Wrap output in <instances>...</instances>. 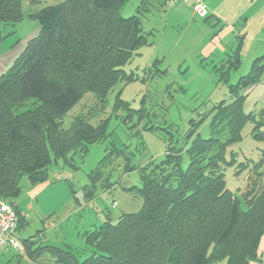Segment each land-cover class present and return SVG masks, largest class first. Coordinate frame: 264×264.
<instances>
[{
  "label": "trees",
  "instance_id": "obj_1",
  "mask_svg": "<svg viewBox=\"0 0 264 264\" xmlns=\"http://www.w3.org/2000/svg\"><path fill=\"white\" fill-rule=\"evenodd\" d=\"M128 0H62L28 14L39 25L38 33L27 41L21 53L0 74V196L11 203L20 194L21 177L32 185L48 180V168L73 156L83 157L90 145L106 140L109 118L95 120L103 112L109 92L118 84L135 81L123 68L147 44L149 33L142 30V17L121 16ZM137 11H141V6ZM165 1L156 0L157 7ZM166 7V6H165ZM21 0H0V23L14 26L25 17ZM145 8V7H144ZM156 8V7H155ZM158 10V9H156ZM146 9V12H149ZM208 17V16H207ZM203 18L208 20V18ZM239 40V39H238ZM241 40L225 62L213 64L199 60L219 84L227 85L230 101L213 104L210 111L190 119L184 142L178 146L170 136L160 162L142 167L125 164L126 172L137 171L138 186L125 188L141 199L135 212L124 213L116 221L105 220L99 227L81 235L90 256L79 262L76 253L65 248L20 241L24 255L36 263L47 256L52 264H250L260 262L258 244L264 235V148L252 169L253 185L241 196L226 188L224 169L226 148L241 140V128L252 122V137L264 143V112L243 111L240 90L264 78V55L250 63L246 75L229 84L230 72L239 68ZM93 94L94 107L76 115L64 128V116L84 95ZM114 99L113 111L128 108ZM208 120L210 137L196 132ZM189 158L182 169V155ZM234 152L230 156L234 162ZM237 155V154H236ZM107 157V156H106ZM104 158L87 176L84 201L108 191L114 184L101 171ZM235 174L245 170L239 165ZM244 201L245 209L241 206ZM16 210V209H15ZM18 228L24 217L16 210ZM17 228V229H18ZM19 230V229H18ZM37 264V263H36Z\"/></svg>",
  "mask_w": 264,
  "mask_h": 264
},
{
  "label": "rangeland",
  "instance_id": "obj_2",
  "mask_svg": "<svg viewBox=\"0 0 264 264\" xmlns=\"http://www.w3.org/2000/svg\"><path fill=\"white\" fill-rule=\"evenodd\" d=\"M61 1L21 0V9L26 18L14 26L0 23V46L5 41L14 44L16 40L28 37L32 30L39 27L35 19L27 17L28 14ZM155 2L156 0H147L138 12L142 0H128L121 10L123 18L133 15L142 17V30L146 33L149 29L152 31L147 44L142 46L138 54L134 55L123 68L128 73L132 72L135 81L126 85L118 83L106 95L104 111L98 112L91 121L92 123L95 120L109 118L110 136L102 142L90 145L83 157L77 154L69 155L73 156L69 162L73 166L63 163V160L52 163L48 168V180L44 183L32 185L26 177H21L20 194L11 200L13 204L20 202L23 210L21 216L25 214L24 222L18 228L21 241L34 236L36 247L39 245L40 237L44 236L49 245L70 247L78 256L79 262L90 256L89 247L80 234L99 227L107 219L111 222L116 221L120 215L135 212L141 206L139 196L125 190L130 186L139 187L140 174L135 170L126 172L125 164L142 167L149 161L160 162L164 157L165 142L170 136H173L177 140L176 145L180 146L190 127V119L199 120L198 118L210 111L213 104L233 99L234 95L229 93L225 84H219L212 96L198 93L197 87L204 86L205 89L206 82L200 78L196 80V74L192 72L194 66H189L186 75L177 71L176 66L183 58L178 57L177 52L182 54V50H185L183 47L187 45L191 30L174 27L169 22L170 18L166 23L163 15L169 9L157 7ZM146 9L150 11L146 12ZM194 20L202 22L197 16ZM174 45H178L176 52L172 50ZM163 53L168 56L166 62L161 61ZM248 69L241 66L238 71L232 72L229 84H235L238 77L245 75ZM263 89L264 85L258 83L240 90L237 94L244 96L243 111L246 114H256V120H259L258 115L264 110ZM119 90L120 98L128 102V108L133 112L122 108L113 111L114 95ZM93 98L91 93L84 95L64 116L62 126L68 128L76 115L86 114L93 109ZM253 127L252 122H247L241 128V140L226 148L225 160L232 163L223 168L224 182L226 188L240 199L254 183L256 176L252 169L258 162L260 149L264 148L263 142L252 137ZM209 130V122L206 119L196 132L201 138L207 139L210 137ZM231 152L235 153L234 162L230 156ZM105 157L107 159L101 174L107 176L109 182L114 185L109 191L98 188L95 198L89 202L84 201L82 187L89 184L87 174ZM180 158L182 169H187L189 158L185 154ZM239 165L245 166L246 169L235 174L237 170L239 171L237 169ZM262 180L264 175L259 181ZM37 193L38 197H35ZM113 202H116L115 206ZM28 204L31 205L29 208ZM244 206V201H241L240 207L245 209ZM24 254H21V259L12 261L10 253H0V264H33Z\"/></svg>",
  "mask_w": 264,
  "mask_h": 264
},
{
  "label": "crops",
  "instance_id": "obj_3",
  "mask_svg": "<svg viewBox=\"0 0 264 264\" xmlns=\"http://www.w3.org/2000/svg\"><path fill=\"white\" fill-rule=\"evenodd\" d=\"M203 2L208 10V20L206 21L200 18L202 22L194 20L196 15H193L190 4L180 3L173 8H166L163 6L162 9H169L165 15H163L166 23L168 22V18H170L169 22L174 27H182L183 29L191 30L187 45L183 47L186 52L184 49L182 50V54L177 52L178 57H183L180 59L178 66H176L177 71L186 75L189 72V66H194L192 72L196 74V80L200 78L206 82V88L204 89V86L197 87V92L206 96H212L217 90L219 83L216 77L209 71L210 67H202L199 60L203 59L205 63L212 62L213 64L225 62L232 56L238 41L241 40L239 68L241 66L243 69L250 68V63H252L253 60L264 55V0H203ZM157 12L160 11L157 10ZM38 31L39 27H36L28 37L26 36L24 39L20 38L16 40L14 44L10 41L1 43V75L13 62L12 60L21 53L27 41L34 37ZM151 31L152 29H149L147 33L150 34ZM177 46L178 45L173 46V52H176L175 49H177ZM161 61H168V56L165 55V53L162 54ZM184 65L185 67H183ZM238 69L235 71H238ZM166 71L167 69L165 72ZM232 72L234 71L230 72V76ZM260 83L264 85V78ZM261 112L263 114L264 110ZM34 189L35 188L32 190L34 191ZM32 190H30V194ZM35 197H38V193ZM18 204H13V206L20 214H23V210L20 204ZM30 206L29 204L27 205L28 208ZM23 216H25V214ZM43 237H40V239L38 238V242L48 244L49 241H47L45 237L43 239ZM31 242L36 243V239H32ZM258 246V255L261 261L251 262L250 264H264V235ZM31 247L34 248V246ZM22 253H24V250L12 252L10 253V259H12V261L21 259ZM32 263L52 264L53 260L47 256H43L37 258L36 263Z\"/></svg>",
  "mask_w": 264,
  "mask_h": 264
},
{
  "label": "built area",
  "instance_id": "obj_4",
  "mask_svg": "<svg viewBox=\"0 0 264 264\" xmlns=\"http://www.w3.org/2000/svg\"><path fill=\"white\" fill-rule=\"evenodd\" d=\"M166 8L181 4H190L193 15L206 18L208 10L203 0H164ZM115 206L116 203L113 202ZM15 207L0 196V253L9 254L23 250L18 231V217Z\"/></svg>",
  "mask_w": 264,
  "mask_h": 264
}]
</instances>
